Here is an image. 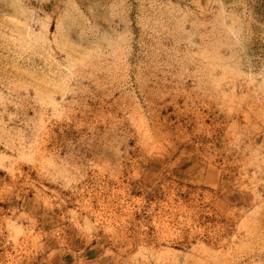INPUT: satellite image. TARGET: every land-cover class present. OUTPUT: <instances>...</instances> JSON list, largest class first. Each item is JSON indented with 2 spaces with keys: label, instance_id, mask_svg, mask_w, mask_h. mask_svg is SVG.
Wrapping results in <instances>:
<instances>
[{
  "label": "rangeland",
  "instance_id": "374dc122",
  "mask_svg": "<svg viewBox=\"0 0 264 264\" xmlns=\"http://www.w3.org/2000/svg\"><path fill=\"white\" fill-rule=\"evenodd\" d=\"M0 264H264V0H0Z\"/></svg>",
  "mask_w": 264,
  "mask_h": 264
}]
</instances>
